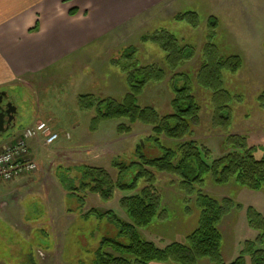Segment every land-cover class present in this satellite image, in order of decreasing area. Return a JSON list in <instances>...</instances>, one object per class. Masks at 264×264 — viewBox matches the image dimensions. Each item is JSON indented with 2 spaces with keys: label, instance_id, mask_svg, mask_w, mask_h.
<instances>
[{
  "label": "rangeland",
  "instance_id": "rangeland-1",
  "mask_svg": "<svg viewBox=\"0 0 264 264\" xmlns=\"http://www.w3.org/2000/svg\"><path fill=\"white\" fill-rule=\"evenodd\" d=\"M185 11L199 13L198 27L174 19L177 13ZM210 16L219 20L210 41L220 54H240L244 64L237 72H224V88L231 97V121L226 128L214 124L211 93L194 80V94L201 112L193 136L211 150L213 157L224 153L223 142L229 134L244 135L249 142L264 145V100H259L264 93V0H162L32 80L21 79L19 84L0 87L18 112L16 126L0 137L1 149L11 143L15 129L18 134L32 124L37 112L59 121L60 127L71 135L39 147L37 155L46 163L37 173L46 176L37 186H28V190L8 198L5 183H0V264H91L104 238L129 243L107 217L89 211L93 208L100 212L114 210L125 221H130L120 205V198L135 192L117 189L110 201L82 192L85 196L82 203L61 185L59 175L74 177L77 184L81 178L78 166L89 165L108 169L117 180L119 169L114 162L130 165L138 158L139 142L147 156L161 155L162 150L150 139L152 127L149 125L138 123L131 133L119 134L117 125L125 120L112 119L102 121L99 130L92 132L89 120L93 113L80 109L77 97L95 93L100 97L111 95L121 99L127 91L123 67L128 59H124L123 52L131 46L135 50L133 58L139 63L165 66L166 53L158 43L141 40L142 35L157 30H167L175 34L180 43L196 48L195 57L180 69L191 75L204 58ZM170 77L162 83L149 84L139 97L140 104L153 105L162 113L170 112L173 97ZM46 121L51 123L49 119ZM164 142L174 145L173 140L164 138ZM132 172L126 174L124 180L128 181ZM173 179L170 174L157 172V185L164 194V213L142 230L146 238L161 247L173 240L185 242L199 220L192 199L176 187ZM145 185L146 181L140 180L138 191ZM206 191L216 198L230 196L244 206L234 209L222 224L223 257L230 262L239 255L244 240L256 235V231L248 227L245 209L253 205L263 211L264 192L234 184L216 185L209 178ZM108 250L113 252L111 248Z\"/></svg>",
  "mask_w": 264,
  "mask_h": 264
},
{
  "label": "trees",
  "instance_id": "trees-1",
  "mask_svg": "<svg viewBox=\"0 0 264 264\" xmlns=\"http://www.w3.org/2000/svg\"><path fill=\"white\" fill-rule=\"evenodd\" d=\"M71 12L75 13V9ZM174 19L193 27L200 25L196 11L179 12ZM218 23L217 17H209L204 58L191 75L180 69L195 57L196 48L180 43L177 36L167 30H157L142 35L141 40L158 43L166 53L165 66L139 63L133 58L135 50L131 46L126 49L129 51L123 52L124 59H128L123 67L127 91L121 99L111 95L100 97L95 93L78 95L80 109L93 113L89 120L92 132L99 130L102 121L112 119L125 120L117 125L119 134L131 133L138 123L149 125L152 127L150 139L162 150L161 155L147 156L139 142L136 148L138 158L130 165L114 162L119 169L117 180L108 169L89 165L78 166L81 178L77 184L74 177L59 175L61 185L82 203L85 200L82 192L97 194L105 201L113 199L117 189L135 192L120 198V205L130 221H125L114 210L100 212L93 208L89 211L107 217L119 227V235L129 239V243L124 244L104 238L91 264H204L206 261L212 264H248V261L264 264V210L260 211L253 205L246 207L248 227L256 231V235L245 239L239 255L227 262L223 257L225 234L222 224L234 209H243L244 206L230 196L216 198L206 191L209 178L216 185L234 184L239 188L264 192V145L251 143L244 135L229 134L223 142L224 153L213 157L211 150L193 136L201 112V105L194 94V80L211 93L214 124L226 128L231 121V97L224 88V72H237L244 64L240 54H220L218 47L210 41ZM169 76L173 91L170 112L162 113L153 105L140 104L139 97L149 84L162 83ZM259 100H264V93ZM164 138L173 140L174 145L165 144ZM131 172V178L124 180L125 175ZM157 172L174 176L176 187L192 199L198 211V224L187 234L185 242L173 240L161 247L142 234L143 229L164 213V194L157 185ZM142 179L147 185L138 191ZM109 248L113 252H109Z\"/></svg>",
  "mask_w": 264,
  "mask_h": 264
},
{
  "label": "crops",
  "instance_id": "crops-1",
  "mask_svg": "<svg viewBox=\"0 0 264 264\" xmlns=\"http://www.w3.org/2000/svg\"><path fill=\"white\" fill-rule=\"evenodd\" d=\"M161 1L0 0V87L19 84L21 79L32 80ZM38 119H49L52 129L62 135L69 133L59 121L41 112L34 115L31 125ZM23 131L17 134L15 129L11 141ZM42 144L40 138L31 140L30 156L44 166L46 162L37 155ZM44 176L34 173L6 183L5 195L12 198L28 186L35 187Z\"/></svg>",
  "mask_w": 264,
  "mask_h": 264
},
{
  "label": "built area",
  "instance_id": "built-area-1",
  "mask_svg": "<svg viewBox=\"0 0 264 264\" xmlns=\"http://www.w3.org/2000/svg\"><path fill=\"white\" fill-rule=\"evenodd\" d=\"M39 137H42L44 142L49 145L57 141L60 134L54 131L47 121L43 120H39L27 128L15 142L0 150V182H8L41 169V166L29 156L30 141ZM40 254H42L41 251Z\"/></svg>",
  "mask_w": 264,
  "mask_h": 264
},
{
  "label": "water",
  "instance_id": "water-1",
  "mask_svg": "<svg viewBox=\"0 0 264 264\" xmlns=\"http://www.w3.org/2000/svg\"><path fill=\"white\" fill-rule=\"evenodd\" d=\"M6 94L5 91L0 92V104L3 101V96ZM16 114L17 107L13 102L8 104V109H4L3 106L0 105V137L16 126Z\"/></svg>",
  "mask_w": 264,
  "mask_h": 264
},
{
  "label": "flooded vegetation",
  "instance_id": "flooded-vegetation-1",
  "mask_svg": "<svg viewBox=\"0 0 264 264\" xmlns=\"http://www.w3.org/2000/svg\"><path fill=\"white\" fill-rule=\"evenodd\" d=\"M0 92H3V91L0 90ZM10 102H13V101L9 98L8 94H6L3 96V101L0 105H2L4 109H8V104Z\"/></svg>",
  "mask_w": 264,
  "mask_h": 264
}]
</instances>
